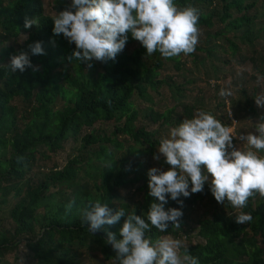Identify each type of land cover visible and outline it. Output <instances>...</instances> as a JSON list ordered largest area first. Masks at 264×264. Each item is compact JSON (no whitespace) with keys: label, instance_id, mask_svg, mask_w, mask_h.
<instances>
[{"label":"trees","instance_id":"16d2710c","mask_svg":"<svg viewBox=\"0 0 264 264\" xmlns=\"http://www.w3.org/2000/svg\"><path fill=\"white\" fill-rule=\"evenodd\" d=\"M56 1L60 9L46 14L42 0H0V64H9L4 62L25 51L38 68L13 73L0 67V264H81L82 250L97 252L103 263L112 264L115 253L107 245L106 232L89 233L80 209L99 200L112 209L142 216L151 203H159L148 195L147 173L129 178L130 157L150 152L159 143L157 130L146 129V124L167 123L172 109H156L154 95L162 85L172 98L181 95L180 84L170 77L159 78V73L167 62L176 69L182 63L178 57L163 58L159 51L147 55L140 43L127 52L126 47L136 42L129 33L115 61H92L89 68L72 58L74 44L53 33L52 19L71 4ZM174 3L199 10L198 28L206 38L204 47L196 46L187 55L193 63L214 57L221 40L231 55L240 52L235 40L249 46L264 43V0ZM26 17L38 18L39 26L25 29ZM21 35L25 37L20 39ZM36 42L42 43L44 55H31L29 45ZM136 100L147 107L141 111ZM119 134L133 143L122 145ZM68 142L76 144V153L61 167H39ZM122 148L124 155L116 159L115 151ZM108 162L111 167L105 166ZM138 182L141 202L131 208L117 207V191ZM180 199L184 205L180 231L170 225L161 233L153 227L147 234L150 239L179 238L194 208L206 202L205 213L196 221L200 243L187 247L199 264H264V198L257 194L244 208L236 209L228 202L217 203L205 183L202 193ZM178 207L169 197L165 210ZM241 211L252 215L250 223L235 222ZM123 221L104 228L121 239ZM20 246L27 251L24 263H19V256L9 261L7 256Z\"/></svg>","mask_w":264,"mask_h":264},{"label":"clouds","instance_id":"9594fccd","mask_svg":"<svg viewBox=\"0 0 264 264\" xmlns=\"http://www.w3.org/2000/svg\"><path fill=\"white\" fill-rule=\"evenodd\" d=\"M199 15L198 8L178 7L174 0H71L52 19L53 33L62 34L69 44H74L72 58L87 63L89 68L92 61H115L126 46L129 33L147 55L159 51L168 59L194 53L200 37ZM33 26H39L38 18L26 17L24 28ZM29 49L31 55L45 54L41 42L29 45ZM0 67L13 73H23L28 68L38 70L25 51L12 55L10 63ZM256 82L264 83V76L257 74ZM219 95L227 103L233 93L222 88ZM254 100L257 107L264 109V87ZM237 123L232 121L233 125ZM253 129L235 135L232 127L222 124L211 112L198 110L193 118L183 119L161 138L153 159L159 161L163 156L169 169L148 170V195L159 203H151L146 214L112 209L99 200L80 209L89 233L106 232L107 245L115 253L112 264H199L180 239L165 235L153 241L147 234L153 227L165 233L170 225L180 231L184 206L180 198L202 193L205 183H210L217 203L228 202L236 209L244 208L249 198L257 194L264 198V155L259 154L264 152V116L253 124ZM234 137L245 145L243 150L234 146ZM105 166L111 167V162ZM169 197L178 208L165 210ZM74 203L70 202L67 209L71 210ZM122 218L121 239H117V234L104 226H114ZM252 219L250 213L242 211L235 216L239 225Z\"/></svg>","mask_w":264,"mask_h":264},{"label":"rangeland","instance_id":"374dc122","mask_svg":"<svg viewBox=\"0 0 264 264\" xmlns=\"http://www.w3.org/2000/svg\"><path fill=\"white\" fill-rule=\"evenodd\" d=\"M71 2V0H66ZM45 13H52L60 9L61 4L56 0H42ZM25 36H19L23 39ZM229 37V36H228ZM205 33L200 29V37L197 46L204 47ZM221 49L210 59H204L201 63H193L190 57L184 54L178 56L180 66L176 69L173 64L165 63L164 67L159 73V78L170 77L174 82L180 84L181 95L180 97L170 95L167 87L163 86L159 89V94L154 95L153 101L155 102V108L159 110H169V120L165 124L159 126V122L146 124V129H156L157 138L160 142L161 138L168 135L171 127L177 126L183 119H191L194 117L198 110H205L211 112L221 123L232 127L234 134L239 135L241 133L247 134L253 131V124L261 117L264 116V109L257 107L254 98L264 87V83L257 84V74L264 76V43H255L253 46H249L245 42L235 40L240 52L236 55H231L226 48L223 40ZM140 43H135L126 47L127 52H131ZM11 45V43H5L4 45ZM10 62V58L4 63ZM215 82L214 84L211 82ZM230 89L233 95L228 98V102H225V98L219 95L220 90ZM136 107L141 111L147 107V103H142L140 100H136ZM231 113V116L229 114ZM235 120L238 123L233 125L232 121ZM142 123H146L145 120ZM253 123V124H252ZM127 136L119 134L117 140L124 146L132 144V140L125 142ZM241 141L237 137L233 138V144L237 148L241 147L243 150L245 145H241ZM76 144L68 142L63 146V149L57 151L55 154L50 155V161L40 162L39 167L41 169L50 168L53 165L61 167L66 159L75 154ZM138 149L143 150L147 145H136ZM159 143L149 152L143 151L137 156L132 155L130 157L131 163V175L129 178L135 176L134 173H147L149 169L153 167L162 168L167 170L169 166L164 162L163 156L159 161L153 159L157 154ZM145 150V149H144ZM125 148L115 151V158L118 159L124 155ZM264 155V152L259 153ZM210 185V183H206ZM141 185L140 182L134 184H128L117 191L118 200L114 201L117 207L129 208L138 205L142 199V192L137 191V188ZM262 198V197H261ZM196 206L193 213L189 216L190 219L187 225L182 228L178 234L183 244L193 246L200 243V240L196 237V221L205 213V204ZM204 205V206H203ZM19 252V254H16ZM80 254L79 259L81 264H108L103 263L102 258L97 252L83 251ZM14 256L20 257L19 263H24L27 251L20 246L17 251H14L7 259L13 261Z\"/></svg>","mask_w":264,"mask_h":264}]
</instances>
